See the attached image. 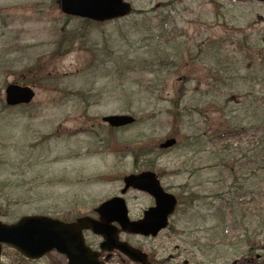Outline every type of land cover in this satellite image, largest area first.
Listing matches in <instances>:
<instances>
[{
    "label": "rangeland",
    "instance_id": "1",
    "mask_svg": "<svg viewBox=\"0 0 264 264\" xmlns=\"http://www.w3.org/2000/svg\"><path fill=\"white\" fill-rule=\"evenodd\" d=\"M126 1L128 16L90 25L55 0H0L1 222L72 221L150 170L181 205L157 237L121 241L149 264H264V1ZM10 84L32 102L7 107ZM120 114L135 123L101 122ZM124 199L131 218L149 203ZM1 262L65 264L5 248Z\"/></svg>",
    "mask_w": 264,
    "mask_h": 264
},
{
    "label": "water",
    "instance_id": "2",
    "mask_svg": "<svg viewBox=\"0 0 264 264\" xmlns=\"http://www.w3.org/2000/svg\"><path fill=\"white\" fill-rule=\"evenodd\" d=\"M56 3L65 15L96 22L123 18L131 11L130 4L125 0H56ZM4 94L7 106L27 105L34 97L31 88L15 84L8 85ZM134 121L132 116L125 114L102 118V122L112 128L126 127ZM165 145L171 147L173 141L167 140ZM122 184L121 196L128 189H133L153 198L154 206L145 210L140 220H129L125 202L119 196L103 202L94 210L98 221L81 217L65 223L42 215L23 216L13 224L0 221V254L2 246H6L28 260H38L55 252L66 259V264H103L98 262L100 253L92 252L84 244L82 231L90 230L102 237L100 252L117 250L136 264H148L147 255L126 242H120L118 234L156 237L168 226V218L174 213L177 200L163 190L157 175L151 171L126 175L122 178ZM112 222L119 225L118 230L111 227Z\"/></svg>",
    "mask_w": 264,
    "mask_h": 264
},
{
    "label": "flooded vegetation",
    "instance_id": "3",
    "mask_svg": "<svg viewBox=\"0 0 264 264\" xmlns=\"http://www.w3.org/2000/svg\"><path fill=\"white\" fill-rule=\"evenodd\" d=\"M129 191H131V190H128L124 196H127V193H128ZM135 191H136V190H135ZM138 192H139V191H138ZM141 194H144V195H146V196L149 198V203L146 205V207H144V209L141 211L140 215L131 218V217L129 216V214H128V217H129L130 220H139V219H141L142 216H143V212H144L145 210H147L148 208L154 206V200H153L152 197H150L149 195H147V194H145V193H142V192H141ZM118 196H119V195H118ZM114 197H116V196H114ZM114 197H111V198H114ZM124 202H125V204H126L125 199H124ZM126 207H127V206H126ZM94 210H95V208L92 209V211L90 212V214H88V215H83V216H88V217L91 218L93 221H98V220H99V217H98V215L95 213ZM127 211H128V210H127ZM83 216H80V217H83ZM77 218H78V217H77ZM75 219H76V218H75ZM73 220H74V219H73ZM73 220H72V221H73ZM170 221H171V218L168 219L169 224H168V227H167L166 229H168V228L170 227ZM69 222H71V221H69ZM111 227H112L113 229H117V230L119 229V225H118L116 222H112ZM166 229H165V230H166ZM165 230H163V231H165ZM163 231H161V232H163ZM161 232H159L158 235H159ZM158 235H157V236H158ZM82 236H83L84 244H85L86 247H88L89 249H91L92 252H98V253H100V257L98 258V261H100V262L104 261L108 254H107V253H104V252H103V253H102V252H99V245H100V243L102 242V237L99 236V235H95V234H93L90 230H84V231H82ZM90 236L93 237V238H97V240H98L97 243H95L93 240L89 239ZM118 236H119V240H121V237H140V238H142V236H139V235H130V234L122 233V232H119ZM146 238H150V237H145L144 239H146ZM123 241H124V240H123ZM114 252H117V251H114ZM118 254H119V253H118ZM113 255H114V254H113V252H112L111 255H110L109 260L112 258ZM60 257H61V256H60ZM40 260H41V259H40ZM63 260L65 261L64 258H63ZM37 261H38V260H37ZM29 262H30V261H29Z\"/></svg>",
    "mask_w": 264,
    "mask_h": 264
},
{
    "label": "trees",
    "instance_id": "4",
    "mask_svg": "<svg viewBox=\"0 0 264 264\" xmlns=\"http://www.w3.org/2000/svg\"><path fill=\"white\" fill-rule=\"evenodd\" d=\"M257 147H259L256 150V152L259 151V153L257 154V156H260V162H261L262 165H264V133H262V136L259 137V139L257 140V145L254 148H257ZM2 149H4V147H2ZM9 193L10 192L5 193V191L2 188H0V211H3V203L8 204L9 199H10L8 197L10 195ZM189 198H190V200H189L188 204H191L192 205L193 201L196 198L194 196L192 198L191 197H189ZM22 199H23V197L22 196H19L17 198V201L16 202H19V200H22ZM180 205H181V201H179V206Z\"/></svg>",
    "mask_w": 264,
    "mask_h": 264
}]
</instances>
